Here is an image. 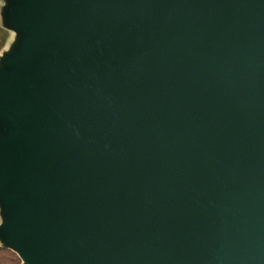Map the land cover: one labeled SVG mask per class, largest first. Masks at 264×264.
Returning <instances> with one entry per match:
<instances>
[{"label": "water", "instance_id": "1", "mask_svg": "<svg viewBox=\"0 0 264 264\" xmlns=\"http://www.w3.org/2000/svg\"><path fill=\"white\" fill-rule=\"evenodd\" d=\"M9 25L23 264H264V0H14Z\"/></svg>", "mask_w": 264, "mask_h": 264}, {"label": "rangeland", "instance_id": "2", "mask_svg": "<svg viewBox=\"0 0 264 264\" xmlns=\"http://www.w3.org/2000/svg\"><path fill=\"white\" fill-rule=\"evenodd\" d=\"M14 4V0H3L0 3V29L7 33L6 40L0 49V69L4 67L2 59L6 56L13 54L20 46L22 35L13 30L9 25V11L10 7ZM3 42L2 35L0 34V43ZM1 132V126H0ZM6 217L0 201V226L4 223ZM8 251V252H7ZM14 254L19 259V263L13 260L11 254ZM0 264H23V260L19 255L7 247L6 241L0 233Z\"/></svg>", "mask_w": 264, "mask_h": 264}, {"label": "trees", "instance_id": "3", "mask_svg": "<svg viewBox=\"0 0 264 264\" xmlns=\"http://www.w3.org/2000/svg\"><path fill=\"white\" fill-rule=\"evenodd\" d=\"M0 34L2 35V39H3V42L1 41L0 43V49L2 48L3 44H4V41L6 40V37H7V33L3 30L0 29ZM8 252V251H7ZM11 254V257L13 258L14 261H16L17 263H19V259L18 257H16L14 254L10 253Z\"/></svg>", "mask_w": 264, "mask_h": 264}, {"label": "snow or ice", "instance_id": "4", "mask_svg": "<svg viewBox=\"0 0 264 264\" xmlns=\"http://www.w3.org/2000/svg\"><path fill=\"white\" fill-rule=\"evenodd\" d=\"M0 3H3V0H0Z\"/></svg>", "mask_w": 264, "mask_h": 264}]
</instances>
